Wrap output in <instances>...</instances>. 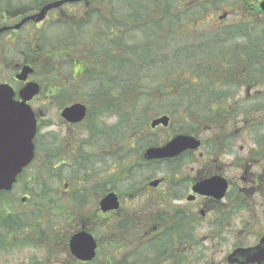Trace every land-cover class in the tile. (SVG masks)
<instances>
[{"label":"flooded vegetation","instance_id":"af4514ba","mask_svg":"<svg viewBox=\"0 0 264 264\" xmlns=\"http://www.w3.org/2000/svg\"><path fill=\"white\" fill-rule=\"evenodd\" d=\"M53 1L56 0H0V69L2 56H8L1 50L2 44L20 55V61H8L11 66L10 70L5 68L6 74L0 72V83L13 88L15 99H19L18 91L25 82L34 80L38 70L34 54L47 52L38 40L49 36L51 24L66 22L69 5L81 8L92 0L64 2L36 20L42 8ZM194 1L197 0H182L180 4L187 9ZM209 1L212 2L205 1L207 5ZM258 3L259 0L246 1L247 7L242 10L252 17L244 21L243 14L234 23H254V15L264 17ZM234 4L235 8L242 6L240 0ZM217 6L211 4L199 24H210L209 20L218 13ZM218 17L223 21L227 16ZM251 28L245 30L250 34ZM239 31L242 33V29ZM240 39L252 45L251 36L242 35ZM229 54L235 55L237 61L234 79L204 81L191 91L192 96H203L197 99L218 100L225 108L217 113L206 112L210 116L202 120L204 123L190 127L188 132H180L179 120L170 116L167 126L159 124L146 131L139 128L128 135L125 141L132 151L137 144H144V133L155 136L152 139L162 144L157 131L170 125L174 131L164 140L177 134L199 140L198 148L168 159L147 160L143 150L133 152L132 165L155 167L154 176H115L112 153L107 152L105 163L88 167L90 170L80 176L38 175L34 166H28L9 190H1L0 251L9 247L15 248L14 253L27 248L39 250L32 255L12 256L9 264H243L242 259L233 260L232 254L239 248L257 246L264 236V48L239 47ZM25 65L34 70L26 81L18 80L16 75ZM210 83L219 88L210 89ZM56 85L50 97L56 98ZM242 104H248L249 110H241ZM39 113L44 116V112ZM212 116L223 120L216 123ZM41 119L39 116L38 124ZM240 131L249 132V146L239 144L236 149ZM36 136L38 129L34 141ZM44 143L45 150L55 141L48 138ZM229 169L234 170L232 175ZM213 178L225 180L223 193L216 187L207 192L200 190L202 182ZM119 183L123 184L121 190ZM109 192L116 194L119 206L102 211L99 202ZM243 212L248 215L243 217ZM81 233L80 239L72 240Z\"/></svg>","mask_w":264,"mask_h":264},{"label":"trees","instance_id":"16d2710c","mask_svg":"<svg viewBox=\"0 0 264 264\" xmlns=\"http://www.w3.org/2000/svg\"><path fill=\"white\" fill-rule=\"evenodd\" d=\"M205 1H194L191 7L183 9L182 0H109L106 14L98 7L90 8L86 10V19L51 24L49 36L38 40L47 51L42 55L52 60L46 72L50 73L49 76L56 73L54 58H65L63 64L68 65V69L76 61L81 64L78 76L68 71L55 89L61 105L70 104L78 97L88 106L86 121L89 129H86L89 133L75 161L79 170L85 172L90 170L88 167L105 163L109 156L107 152H111L115 176L153 175L155 167L132 165L135 153H139L143 145L137 144V149L132 151L123 134L145 128L150 115L158 113L176 118L180 132H188L190 127L204 123L202 120L210 116L206 112L217 113L225 108L218 100L204 99V102L197 99L198 95L192 96L191 91L204 81L234 79L237 61L235 55L229 53L239 47L264 48V29L257 31V23L246 22L243 27L233 23L225 28L212 29L211 33L206 30L195 33L204 12L211 4H216V0L209 1L210 5ZM224 1L234 6L237 0ZM240 1L242 10L250 0ZM90 26L91 31L86 37L84 32ZM192 27L195 31L190 32ZM250 27L249 34L245 29ZM51 29H57L59 40L53 38ZM241 34L251 36L252 45L244 40L234 43V38L239 39ZM126 37L130 38L132 45L128 44L130 40ZM60 39L64 40L60 42ZM136 39L140 41L134 42ZM42 64V59L37 58L35 67L38 69ZM238 79L245 82L242 77ZM88 86L91 90L86 93L84 90ZM208 86L212 90L219 88L212 83ZM214 94L219 95L217 91ZM248 107V104H242L241 110H249ZM180 109H184L183 113ZM102 112L117 113L120 119L106 132L92 124ZM211 120L217 123L223 119L212 116ZM143 138L144 146L157 144L149 133H144ZM40 148L41 143H37L36 153ZM54 156L56 154L50 153L45 165L41 164L40 169L45 168L47 174H56L62 166L60 160L57 165L52 164ZM37 158L36 154L35 163Z\"/></svg>","mask_w":264,"mask_h":264},{"label":"rangeland","instance_id":"374dc122","mask_svg":"<svg viewBox=\"0 0 264 264\" xmlns=\"http://www.w3.org/2000/svg\"><path fill=\"white\" fill-rule=\"evenodd\" d=\"M108 1L109 0H92L90 3H88V5L83 6L81 8L78 7H73L72 5H69L66 8L65 11V21L67 20H74L73 18H79L80 16H86V10L88 11L90 8H100V10L102 11V13L106 14L107 12V7H108ZM217 1V0H216ZM99 2V3H98ZM98 3V4H97ZM97 4V5H96ZM96 5V6H95ZM217 6L215 9L218 10V13H215L213 15V17L209 20L210 24L207 22H204L202 24L199 25V30L195 31L193 30V27L191 29H189L190 32L195 31L196 32H200L201 30H206L207 32L211 33L212 29H210L208 26L211 27H215V28H220L222 26L228 27L230 25H232L234 22H237L238 20H240L243 17V20L245 21L248 18H251L248 14H246L243 10H241L238 6V8L233 7V5L225 2L224 0H220L219 2H217ZM215 9H213L211 12L215 11ZM224 11H227V17H225V19L222 21L219 19V15H221ZM241 14V16H240ZM84 19V18H83ZM254 19L255 22L257 23V31H259L260 29H264V17H262V15H254ZM76 21V20H75ZM239 22L238 26L241 27L242 24L246 23V22ZM248 22H252V21H248ZM62 23V22H61ZM212 24V25H211ZM245 25V24H244ZM92 26L88 27L86 29V31L83 33L84 36L88 37L89 31H91ZM201 28H207V29H201ZM52 31H54V35L53 38H57L58 35L56 33L57 29H51ZM227 30V29H224ZM60 31V30H59ZM128 37H126L127 39ZM137 38V37H136ZM59 40V37H58ZM64 39H60V42H62ZM127 40H130L127 39ZM140 40L136 39L134 40V42H139ZM234 43H239L241 42L240 39L238 38H234ZM102 43H105L104 41H102ZM129 45H132V41L130 40L128 42ZM1 50L6 53L8 56H2V66L0 69L1 74H6V69H9L11 64H8V61L11 63H15L20 61V55L18 54V52L14 51V50H10L9 48H7V45L4 43L2 44ZM16 52V53H15ZM4 57H8L7 59ZM34 57L40 58L42 59V66L38 68L37 73H35L34 75V79H36L37 81H39L42 85L41 88V93L40 95L35 98L31 104V106L33 107L34 110L36 111H40V112H44V116H42V119L39 122V126H38V141H40L42 143V146L40 148V150H38L37 153V165L40 166L43 162V160L46 158V154L53 150L54 152L57 151V156H55L56 158H60V159H64L66 161V165L63 169L58 170L56 173H58V176H80L81 174H83L81 171L78 170L77 167H75L74 161H72L73 157L77 156L78 150H79V145H81V147H84V140L87 138V135L89 133V131L86 129L88 128L87 125L89 124L88 121L82 122L78 125H68L66 123H64L60 117H59V112L60 109L62 108L63 105L61 100L58 98V96L56 98L50 97L49 95L51 94V88L53 87L54 84L57 83H61V81L63 79L66 78L67 73L69 71V73H71L72 75L78 76V72L81 69V64L80 62L76 61L75 65L71 66L70 69H68V65L63 64L65 61V58H54V66H55V71L56 73H52L50 76V73H46L48 72L47 67L49 66L50 63H52V60L49 59L48 57L42 55V54H34ZM6 68V69H5ZM12 69V68H11ZM10 70V69H9ZM46 73V74H44ZM91 90L90 86L85 88V92H89ZM81 93L82 90H81ZM75 101H82L80 98H75ZM97 111V110H96ZM180 111L183 113L184 109H180ZM97 113V112H95ZM162 114H167V113H158L156 115H150L149 121L150 119L162 115ZM120 121L119 116L117 113H104L102 112L101 114H97L96 118L93 120L94 125H97L99 128H101L102 130H107L113 127V125L117 124ZM148 121V123H149ZM148 123L146 124L145 128H150ZM173 126H175V124H173ZM67 128H70L67 129ZM89 129V128H88ZM144 129V126L143 128ZM146 129V130H147ZM145 130V131H146ZM173 128L172 125H170L169 128L166 129H162V130H158L157 131V137H160V139H163L162 141H164V139H166V136L170 135L169 133L173 132ZM128 133L126 132L125 136L124 134L122 135L124 138L127 137L128 138ZM239 139L236 140V149H238V145L239 144H244L245 147L249 146V132L248 131H240V135H239ZM50 138L53 139L55 141V144L53 147H47L45 150V143L44 140L47 141V139ZM62 145L64 146V148L67 150V153L65 151V149L62 147ZM78 147V149H77ZM226 159H230L229 156L225 155ZM56 162V160L53 162ZM161 170H158L157 173H160ZM228 173L230 175H232L234 173L233 169H229ZM151 177V176H150ZM119 187L120 190L123 187L122 183H119ZM98 194V193H97ZM248 215V213L243 212V217H246ZM13 249L15 250V248H7L6 250H1L0 251V260L2 262V264H9L11 262V258L12 256H18V255H22L25 256L27 254L32 255V253L34 252H39L38 249L35 248H27L25 249L22 253H14Z\"/></svg>","mask_w":264,"mask_h":264},{"label":"water","instance_id":"95a60500","mask_svg":"<svg viewBox=\"0 0 264 264\" xmlns=\"http://www.w3.org/2000/svg\"><path fill=\"white\" fill-rule=\"evenodd\" d=\"M65 1L60 0L46 4L37 14L36 20H41L50 8L59 6ZM259 8L264 13V0L259 2ZM32 71L30 66L25 65L21 72L16 75V78L24 81ZM39 91V84L35 81H29L18 91L20 100H15L13 89L8 84H0V190H9L17 174L33 159V137L36 132L37 120L28 101L36 96ZM85 115L86 106L81 102L72 103L60 112V117L69 123H78L84 119ZM168 121L169 117L162 115L151 120L150 126L152 128L158 124L166 126ZM199 144V140L192 136L178 134L161 146L146 148L144 157L148 160L168 159L187 149L198 148ZM151 184L155 185L156 181H152ZM212 187H216L221 194L226 188V182L222 178H213L200 184L201 191L207 192ZM99 205L102 211L118 208L119 202L116 194L114 192L107 193L101 198ZM82 235L83 233L78 234L72 240H78ZM231 257L233 260H236L234 258L242 259L240 262L243 264H264V236L257 246L239 248Z\"/></svg>","mask_w":264,"mask_h":264}]
</instances>
